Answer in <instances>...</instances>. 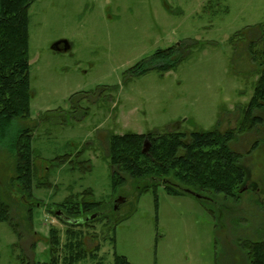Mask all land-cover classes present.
I'll list each match as a JSON object with an SVG mask.
<instances>
[{"label":"rangeland","instance_id":"rangeland-1","mask_svg":"<svg viewBox=\"0 0 264 264\" xmlns=\"http://www.w3.org/2000/svg\"><path fill=\"white\" fill-rule=\"evenodd\" d=\"M262 25L264 0H34L31 114L0 137L1 193L16 225L0 222V264H66L67 253L54 261L49 250L52 228L62 244L73 230L85 232L87 251L100 245L77 264H115V254L132 264H250L243 245L264 239V122L231 144L247 174L237 199L174 196L163 184L140 194L130 177L115 190L108 152L112 133L237 129L259 78L250 48L260 51ZM61 40L70 51L52 49ZM195 43L168 72H130L158 49ZM27 128L35 156L29 193L7 149ZM87 190L101 219L71 227L54 215Z\"/></svg>","mask_w":264,"mask_h":264},{"label":"trees","instance_id":"trees-1","mask_svg":"<svg viewBox=\"0 0 264 264\" xmlns=\"http://www.w3.org/2000/svg\"><path fill=\"white\" fill-rule=\"evenodd\" d=\"M33 2L34 0H0V137L3 138L16 120L28 119L31 114L29 7ZM261 33L260 51L255 53L257 51L254 44L250 48L252 60L258 62L261 67L259 78L254 86L253 96L243 111L239 127L225 132L214 128L189 134L180 130L155 131L148 134H110L108 157L112 168V186L115 190L125 185L130 177L137 183L141 182L138 186L140 194L152 187L156 190L159 184H163L166 192L174 196L213 193L226 198L240 197L244 192L242 189L247 174L240 162L242 155L233 150L231 144L237 133L264 122L263 116L255 114L256 111L264 112V25L261 26ZM194 46L197 44L190 47L177 44L158 49L150 58L134 65L130 72L134 76L153 69L162 73L168 72L186 59ZM31 139L30 128L19 130L7 147L16 161V180L28 193L31 192L34 177L35 156ZM146 141L150 146L144 153ZM89 195L91 196V192L87 190L83 194L86 199L82 198V201H77L74 196L67 198L57 205L59 209L53 212L54 215L61 210L68 217L80 221L72 224L59 217L63 223L71 227L87 228L93 221L101 219V203L90 201ZM52 209L51 206L49 210ZM93 214H96V217L88 219ZM0 222H8L16 229L10 206L2 198L1 187ZM113 229L112 240L115 243V227ZM70 231H67L68 236L62 244L59 230L50 229L49 250L54 261L57 260L56 253L59 250L67 253L66 264H77L88 256H97L100 245L92 251H87L85 232ZM243 246L248 247L250 264H264V239ZM115 264L132 263L126 256L115 254Z\"/></svg>","mask_w":264,"mask_h":264},{"label":"water","instance_id":"water-1","mask_svg":"<svg viewBox=\"0 0 264 264\" xmlns=\"http://www.w3.org/2000/svg\"><path fill=\"white\" fill-rule=\"evenodd\" d=\"M59 44H60V41L59 42H56L52 45V49L55 50V51H58V52H61L62 49L59 47ZM149 146H150V143L148 141L145 142L144 144V148H143V152L146 153L149 149ZM195 197L196 198H204L202 195L200 194H196L194 193ZM56 216L60 217L61 219H63L64 221L66 222H69V223H77L78 221L76 219H73L71 217H68L63 211L61 210H58L56 212Z\"/></svg>","mask_w":264,"mask_h":264},{"label":"flooded vegetation","instance_id":"flooded-vegetation-1","mask_svg":"<svg viewBox=\"0 0 264 264\" xmlns=\"http://www.w3.org/2000/svg\"><path fill=\"white\" fill-rule=\"evenodd\" d=\"M59 47L62 49L61 52L70 51L71 45L67 41H60Z\"/></svg>","mask_w":264,"mask_h":264}]
</instances>
